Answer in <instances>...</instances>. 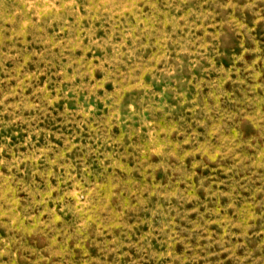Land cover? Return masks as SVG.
Returning a JSON list of instances; mask_svg holds the SVG:
<instances>
[{"label":"rangeland","instance_id":"obj_1","mask_svg":"<svg viewBox=\"0 0 264 264\" xmlns=\"http://www.w3.org/2000/svg\"><path fill=\"white\" fill-rule=\"evenodd\" d=\"M0 264H264V0H0Z\"/></svg>","mask_w":264,"mask_h":264}]
</instances>
